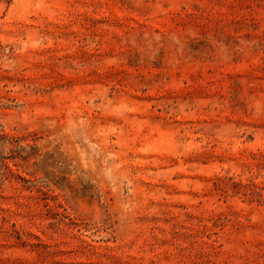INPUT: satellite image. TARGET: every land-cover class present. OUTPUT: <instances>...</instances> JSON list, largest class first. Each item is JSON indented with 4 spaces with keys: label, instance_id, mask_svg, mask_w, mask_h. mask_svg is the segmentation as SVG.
<instances>
[{
    "label": "rangeland",
    "instance_id": "rangeland-1",
    "mask_svg": "<svg viewBox=\"0 0 264 264\" xmlns=\"http://www.w3.org/2000/svg\"><path fill=\"white\" fill-rule=\"evenodd\" d=\"M0 264H264V0H0Z\"/></svg>",
    "mask_w": 264,
    "mask_h": 264
}]
</instances>
